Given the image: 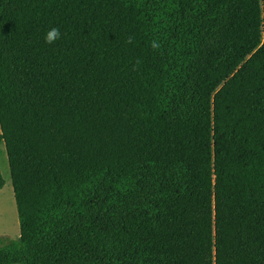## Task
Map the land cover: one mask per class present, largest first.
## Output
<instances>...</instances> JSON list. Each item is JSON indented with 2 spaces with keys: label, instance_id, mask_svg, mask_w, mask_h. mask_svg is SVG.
Segmentation results:
<instances>
[{
  "label": "trees",
  "instance_id": "obj_1",
  "mask_svg": "<svg viewBox=\"0 0 264 264\" xmlns=\"http://www.w3.org/2000/svg\"><path fill=\"white\" fill-rule=\"evenodd\" d=\"M0 127V264H264V0H0Z\"/></svg>",
  "mask_w": 264,
  "mask_h": 264
},
{
  "label": "rangeland",
  "instance_id": "obj_2",
  "mask_svg": "<svg viewBox=\"0 0 264 264\" xmlns=\"http://www.w3.org/2000/svg\"><path fill=\"white\" fill-rule=\"evenodd\" d=\"M173 6V4H172ZM171 10L156 11L153 13L151 32L160 49L169 51L173 56V62L170 63L169 80V100L167 102L175 103L180 97V84L182 69L187 65V54L185 37L181 32H177ZM179 30L181 27H178ZM1 135V127H0ZM0 175L3 179V186L0 188V248L9 246L11 242L17 241L20 237L17 210L13 193V182L10 173L9 161L5 142H0ZM211 183L215 178L210 179Z\"/></svg>",
  "mask_w": 264,
  "mask_h": 264
},
{
  "label": "clouds",
  "instance_id": "obj_3",
  "mask_svg": "<svg viewBox=\"0 0 264 264\" xmlns=\"http://www.w3.org/2000/svg\"><path fill=\"white\" fill-rule=\"evenodd\" d=\"M61 38V33L60 30L58 28H51L49 29L45 36H44V42L46 44H53L55 43L57 40H59ZM130 42V41H129ZM153 47H158L157 44L153 43L152 45Z\"/></svg>",
  "mask_w": 264,
  "mask_h": 264
}]
</instances>
